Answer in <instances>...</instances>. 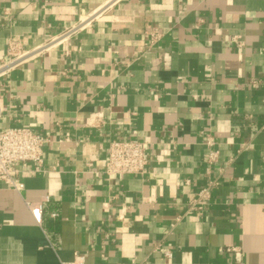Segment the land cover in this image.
Instances as JSON below:
<instances>
[{
	"label": "crops",
	"instance_id": "crops-1",
	"mask_svg": "<svg viewBox=\"0 0 264 264\" xmlns=\"http://www.w3.org/2000/svg\"><path fill=\"white\" fill-rule=\"evenodd\" d=\"M76 24L0 80V131L51 140L0 183V264H264V0H0V64ZM113 140L142 175L106 173Z\"/></svg>",
	"mask_w": 264,
	"mask_h": 264
},
{
	"label": "built area",
	"instance_id": "built-area-1",
	"mask_svg": "<svg viewBox=\"0 0 264 264\" xmlns=\"http://www.w3.org/2000/svg\"><path fill=\"white\" fill-rule=\"evenodd\" d=\"M46 2L47 0H42ZM82 24L74 25L71 29L57 35L50 41H44L40 46L30 50L24 49L18 41L10 40L7 47V59L0 64V80L6 77L10 71L40 57L52 48L67 42L72 35L82 29ZM151 40L158 41L161 34L153 32L150 34ZM1 97H0V117H1ZM51 140L42 134L35 133L25 127L5 128L0 131V183L18 188L15 176L20 173V168L33 165L35 171H40L43 165L44 147ZM208 151L205 154L206 164L215 165L219 158V151L215 148L212 140L207 141ZM107 162L105 170L109 175H142L148 165L147 151L145 143L137 140H113L108 145ZM217 183L210 181L205 184L196 194L189 211L201 213L203 206L208 204L211 198V190ZM157 249V247L155 248ZM165 257H170L169 252L164 253ZM77 264V263H68ZM78 264H83L80 261Z\"/></svg>",
	"mask_w": 264,
	"mask_h": 264
}]
</instances>
